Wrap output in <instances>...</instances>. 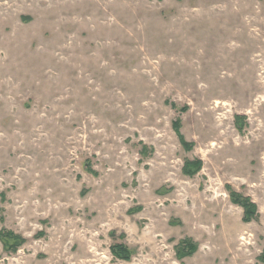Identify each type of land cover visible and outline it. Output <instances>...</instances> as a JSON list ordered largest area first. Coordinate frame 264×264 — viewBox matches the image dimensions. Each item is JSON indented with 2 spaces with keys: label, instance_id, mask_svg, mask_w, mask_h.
Listing matches in <instances>:
<instances>
[{
  "label": "rangeland",
  "instance_id": "374dc122",
  "mask_svg": "<svg viewBox=\"0 0 264 264\" xmlns=\"http://www.w3.org/2000/svg\"><path fill=\"white\" fill-rule=\"evenodd\" d=\"M5 232L0 264H264V0H0Z\"/></svg>",
  "mask_w": 264,
  "mask_h": 264
},
{
  "label": "trees",
  "instance_id": "16d2710c",
  "mask_svg": "<svg viewBox=\"0 0 264 264\" xmlns=\"http://www.w3.org/2000/svg\"><path fill=\"white\" fill-rule=\"evenodd\" d=\"M201 169V162H189L185 165L184 172L189 175H195ZM232 200L234 203L241 205L245 210L244 220L246 222L251 221L257 215V207L254 203H252L249 199L242 198L240 195L236 194L235 192L231 193ZM0 238L5 242L7 249L16 251L17 247L24 243V239L14 235L10 232L0 233ZM12 240L13 244H9L8 242ZM184 249L188 248L190 252L187 254H192L196 250V245L192 243L190 240H186L183 242L182 246ZM112 251L120 259L128 260L130 258V252L128 248L122 244H117L112 247ZM185 255V253H184ZM262 260L264 261V255L262 256Z\"/></svg>",
  "mask_w": 264,
  "mask_h": 264
}]
</instances>
